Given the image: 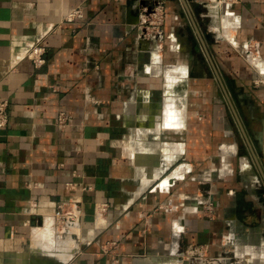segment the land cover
Instances as JSON below:
<instances>
[{
  "label": "crops",
  "instance_id": "obj_1",
  "mask_svg": "<svg viewBox=\"0 0 264 264\" xmlns=\"http://www.w3.org/2000/svg\"><path fill=\"white\" fill-rule=\"evenodd\" d=\"M0 98V264H264V0H0Z\"/></svg>",
  "mask_w": 264,
  "mask_h": 264
},
{
  "label": "built area",
  "instance_id": "obj_2",
  "mask_svg": "<svg viewBox=\"0 0 264 264\" xmlns=\"http://www.w3.org/2000/svg\"><path fill=\"white\" fill-rule=\"evenodd\" d=\"M219 3H238L241 0H217ZM65 20L74 22L84 18V9L82 7L71 8L65 15ZM165 11L163 3H156L151 7H144L140 27L146 32L153 29L160 31L161 26L164 23ZM57 27L51 28L55 30ZM26 58L32 62L35 68L39 69L46 63V48L41 44L39 40L28 43ZM9 102L6 99L0 98V127L6 126L9 123ZM70 115L65 112L59 114L57 123L60 127L64 128L68 125ZM99 213H105L107 211V204L102 203L97 206ZM206 210L209 214L213 213V203L210 202L206 206ZM81 204L79 201L71 200L59 204L55 211V227L70 228L74 225L81 215Z\"/></svg>",
  "mask_w": 264,
  "mask_h": 264
},
{
  "label": "bare ground",
  "instance_id": "obj_3",
  "mask_svg": "<svg viewBox=\"0 0 264 264\" xmlns=\"http://www.w3.org/2000/svg\"><path fill=\"white\" fill-rule=\"evenodd\" d=\"M52 229H53V227H52ZM48 230V229H47ZM52 233V232H51ZM53 238V237H52ZM44 246V245H43Z\"/></svg>",
  "mask_w": 264,
  "mask_h": 264
}]
</instances>
